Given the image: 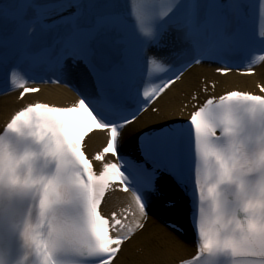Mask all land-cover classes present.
I'll return each instance as SVG.
<instances>
[{"label": "snow or ice", "instance_id": "obj_1", "mask_svg": "<svg viewBox=\"0 0 264 264\" xmlns=\"http://www.w3.org/2000/svg\"><path fill=\"white\" fill-rule=\"evenodd\" d=\"M203 62L255 74L264 0H0L2 94L24 101L0 131V264H119L157 210L177 216L169 243L195 248L178 264H264V95L178 118L165 94ZM38 83L76 99L26 101ZM141 118L137 162L121 148ZM110 191L129 194L122 215L103 214Z\"/></svg>", "mask_w": 264, "mask_h": 264}, {"label": "bare ground", "instance_id": "obj_2", "mask_svg": "<svg viewBox=\"0 0 264 264\" xmlns=\"http://www.w3.org/2000/svg\"><path fill=\"white\" fill-rule=\"evenodd\" d=\"M205 79V85L209 82H218L217 92L222 91V88L227 89L230 84H239L241 86L255 87L256 84H264V64L257 70L255 76L249 78H240L234 74L228 75L226 78H219L214 75L213 69L200 65L193 67L187 74L184 75L181 82L176 83L165 94L166 104L177 112L178 118L180 110L183 108V103L189 104V100L193 90H197L201 84L200 80ZM225 92V90H224ZM74 99L73 94L65 87H46L38 95L28 97L25 100H35L36 102L51 103L58 106L64 105L65 102ZM24 105L23 102L17 101L16 94H9L0 97V131L9 119V117ZM154 126L152 123L146 124L141 120L137 121L135 131L128 134L125 142H134L138 134L149 127ZM130 128L132 126H129ZM105 142L103 134H99L95 139L88 142V150L94 151L97 147ZM124 142V143H125ZM119 200H123L124 196L118 195ZM110 200H108L109 202ZM168 217H175L174 212L161 211ZM170 233L154 215L150 217L147 223L146 230L138 234L126 246V252L119 264H175L179 260L189 257L194 253L191 243L187 242L182 247H174L169 243L168 237Z\"/></svg>", "mask_w": 264, "mask_h": 264}]
</instances>
